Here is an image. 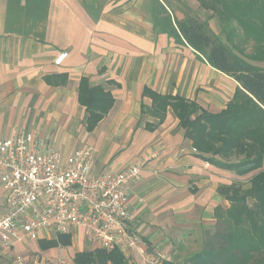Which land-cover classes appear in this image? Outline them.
I'll use <instances>...</instances> for the list:
<instances>
[{
	"label": "crops",
	"instance_id": "1",
	"mask_svg": "<svg viewBox=\"0 0 264 264\" xmlns=\"http://www.w3.org/2000/svg\"><path fill=\"white\" fill-rule=\"evenodd\" d=\"M143 3L0 0V136L28 132L32 148L51 144L62 157L90 146L98 174L139 162L140 177L129 188L128 232L141 241L139 249L168 252L173 250L170 236L214 218L215 206L223 203L217 187L225 169L195 154L170 106L161 120L153 115L151 94H177L213 113L232 94L223 102V94L213 93V71L225 73L192 47L156 33ZM187 4L199 6L197 0ZM174 13L181 17L178 10ZM94 86L109 93L112 104L88 128L79 92ZM80 120L81 138L76 136ZM7 203L8 192L0 183V216ZM115 248L124 264H144L125 241ZM96 249L81 226L71 225L64 234L44 228L38 239L1 252L0 264H14V252L23 254L25 264H57L69 256L76 264L77 253Z\"/></svg>",
	"mask_w": 264,
	"mask_h": 264
},
{
	"label": "trees",
	"instance_id": "2",
	"mask_svg": "<svg viewBox=\"0 0 264 264\" xmlns=\"http://www.w3.org/2000/svg\"><path fill=\"white\" fill-rule=\"evenodd\" d=\"M197 1L224 26L232 31L241 29L246 38L264 49V0ZM182 9L184 16L178 18L174 10L181 9H172L166 0L144 3L156 33H165L176 43L192 47L212 67L232 77L238 86L219 112H209L177 94L152 93L156 105L152 113L161 120L170 106L198 157L237 175L253 173L247 188L236 183L217 187L228 205H216L214 215L225 229L216 230L214 240H206L199 252L185 259V264H264V50L262 56L251 53L248 57L221 40L188 4ZM82 90L79 100L85 105L88 128H91L111 106L112 97L99 86ZM63 240L69 242L67 236ZM74 261L124 264L118 248L80 252Z\"/></svg>",
	"mask_w": 264,
	"mask_h": 264
},
{
	"label": "built area",
	"instance_id": "3",
	"mask_svg": "<svg viewBox=\"0 0 264 264\" xmlns=\"http://www.w3.org/2000/svg\"><path fill=\"white\" fill-rule=\"evenodd\" d=\"M31 139L19 131L0 136V183L8 192L7 210L0 216V253L16 242L38 239L44 228L64 234L71 225L84 229L92 247L131 245L129 188L139 179L141 164L98 174L92 147L62 157L51 144L32 148ZM13 263L25 264L26 258L14 252Z\"/></svg>",
	"mask_w": 264,
	"mask_h": 264
},
{
	"label": "rangeland",
	"instance_id": "4",
	"mask_svg": "<svg viewBox=\"0 0 264 264\" xmlns=\"http://www.w3.org/2000/svg\"><path fill=\"white\" fill-rule=\"evenodd\" d=\"M148 0H144L147 3ZM189 1V0H188ZM166 4L169 5L172 9L179 8L181 9L179 13L181 14L182 18L184 16L182 12L183 6L187 5V0H166ZM189 6V5H188ZM142 8L144 9V3ZM193 10H196L198 16L201 19H204L208 22V26L210 27L211 31H213L218 37L223 40L227 45L230 47L234 46V48L242 50L245 55L250 57L251 53H256L258 55H263L260 45H256V43L252 39L246 38L243 34L241 29L236 31H232L228 26H224L221 21L218 20L216 15H213L210 10L204 9L198 5L196 7H192ZM146 14V13H145ZM233 48V47H232ZM264 52V51H263ZM251 62L257 65H263V62H259L256 60H250ZM211 86L213 89V93H216L217 97H221L220 95L223 94V102L230 97V95L234 93L236 82L229 76L216 73L213 71L212 73V82ZM231 95V97H232ZM230 97V98H231ZM227 100V102L230 100ZM217 99V98H216ZM215 98L212 99L216 100ZM226 102V104H227ZM219 104V102H217ZM226 106V105H225ZM142 121L146 118L143 116ZM77 125L80 126L79 132L76 136H80L83 131V124L82 120L77 122ZM87 134H83L86 136ZM82 135L80 136V138ZM85 141L87 138H84ZM88 141V140H87ZM253 173H249L246 175H237L232 171L223 170V184L229 183H236L240 185L242 188H247L249 186V179ZM228 202L223 199L222 206L226 207ZM212 216L214 217L210 222L209 219L206 220V224H194L193 227H188L184 230H181L178 234H174L170 236L172 238L173 250L168 252H160V251H153L150 246L146 249H139L138 243L141 241L137 236L133 233L130 234V238L132 240V244L129 245L126 243L127 246L130 248H136L138 257L144 262V264H166L165 261H170L173 264H185V259L187 257L192 256L196 252H199L204 245V242L213 241L214 240V232L216 230L222 231L225 229V225L222 222H218L217 218H215L214 210ZM173 253V254H172ZM57 264H71L70 256L69 257H61L58 258Z\"/></svg>",
	"mask_w": 264,
	"mask_h": 264
}]
</instances>
